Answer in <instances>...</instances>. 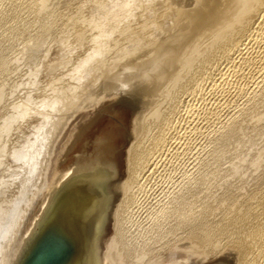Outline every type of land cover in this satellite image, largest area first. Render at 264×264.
Returning a JSON list of instances; mask_svg holds the SVG:
<instances>
[{"label": "water", "instance_id": "95a60500", "mask_svg": "<svg viewBox=\"0 0 264 264\" xmlns=\"http://www.w3.org/2000/svg\"><path fill=\"white\" fill-rule=\"evenodd\" d=\"M243 0H121L2 119L0 264H218L131 244L162 104Z\"/></svg>", "mask_w": 264, "mask_h": 264}, {"label": "rangeland", "instance_id": "374dc122", "mask_svg": "<svg viewBox=\"0 0 264 264\" xmlns=\"http://www.w3.org/2000/svg\"><path fill=\"white\" fill-rule=\"evenodd\" d=\"M7 1L2 0V4H0V10L2 9L3 11V9L8 6V4L10 5V3ZM109 1L110 0H47L33 12L30 7L29 10L24 8V6H27L28 9V5L31 4L30 2H32V0H18L15 1L14 4L12 3V7L15 6L18 8L20 5L21 8L19 7L18 9L20 10L23 8L25 10L22 11V9L20 11L23 16L20 15L18 17L21 18V20L17 18V23H23V21L26 22L28 18L30 19V16H33V20L32 22L28 21L29 19L27 20L29 22L28 29L26 28L27 30L22 32L24 35L21 33V35L24 37L20 35V29L16 28L13 30L15 32L18 31L16 35L12 34L13 36H7L4 39V43H6L4 45L5 54L7 53L6 55L12 59L8 69L10 71H6V83H3V85L7 87L2 86V88H4L7 92L6 93L5 90L3 91L4 97L6 99L7 97L9 98L7 100L5 99V102L8 101L7 103L10 104L9 110L11 108V112L13 109L12 107L17 105L16 102L19 100H24V98L30 95V93L36 89L37 86L42 83L44 79L52 73V71L55 70V68H57L65 59H67L77 47L85 42L89 35L97 30L98 27H100L108 17H110L108 16L102 20V14L100 13L102 12V7H104L103 5ZM113 1L114 4L121 2L120 0ZM97 8H100V10ZM96 10L100 16L95 12ZM77 13L79 14L77 15ZM74 15L75 17H73ZM75 18H77L78 22L74 21L76 20ZM97 20H101L103 22H98ZM4 21L5 20H3V22ZM3 22L0 21V25L2 24L0 26V33L3 29L5 31L7 27L10 29L12 26L13 29L16 21H9V23L5 21L4 24ZM46 24L49 25L48 27L50 28L44 32L42 36V44L39 45L38 48L36 46L29 51L21 53L20 46L22 45V41H24L25 36L27 37L28 35L34 34L38 29L42 31L44 29L43 26ZM71 25L74 27H71L72 30L70 29ZM77 28H80L84 33L81 31L82 34H79V32V36H77L78 34L75 35L76 32L80 30H77ZM18 35L20 36L17 37ZM21 37L24 39L22 40ZM33 58L36 60L34 64H37L35 67H30V69H28V64ZM263 61L264 60L259 62L262 65V68L257 69L259 70L258 72H256L257 70L255 69V73L253 72L251 75H249L250 77L245 76L244 78L242 75L244 80H242V78L240 79L241 76L238 77L236 74L230 73V70L228 72V75L230 76H227L228 79L226 78L228 82L225 81L224 85L226 89L223 87L221 90L222 93L219 91H210L207 88L208 83L205 81L201 82L199 80H197L199 83L196 81L198 84H195V86L197 85V88L193 87V90L194 88L196 90H194L195 93H192V91H190V94L189 92L184 93V96L181 97V101L177 106L178 108H176L177 111L174 113L175 122H173L174 128H172V130H174L173 132L171 130V139L168 140L171 142H167L166 148L164 147L162 150H160V153L159 151L153 153L154 156L152 155V159H149V170L146 172L147 180L145 179L142 193L143 196H141L140 200V203L142 202L144 206L142 203L141 205L139 203L140 211L138 210V213L140 212V215L138 219L142 217V214V218H144L146 214L151 212V210L154 208H159L161 204L157 203H165L163 202L165 201V198L167 202V196L169 194L172 195V193H176L177 190L179 191V189L181 190L185 188V186L191 187L192 182L193 186L198 189L197 192H200V190L201 192H205V190L212 189L217 191V193L221 192V194H227L226 191L240 193L243 191L254 192L258 187L264 189ZM38 62L41 65L38 64ZM240 85L243 89H241ZM195 110L197 112H195ZM254 110L255 112H253ZM257 112L260 117L257 115ZM231 124L234 125L232 126ZM226 176L229 177V180L224 183L223 181ZM198 178H202L201 181H198ZM203 178L206 179L204 180ZM194 181L197 182L195 183ZM201 182H203L204 185ZM205 184L209 185L210 188ZM253 184L256 187H254ZM262 185L263 187H261ZM201 187L205 189L203 190ZM206 187L208 189H206ZM218 188H221L220 191ZM164 193H166V196H163ZM215 193L216 192H214V194ZM217 193L215 194L216 196H212H215L216 198H211L210 201H208H217L216 199H219ZM146 197L149 198L147 199ZM156 200L158 201L156 202ZM147 204L149 205L145 208ZM153 204L155 206H153ZM142 211H146V214Z\"/></svg>", "mask_w": 264, "mask_h": 264}, {"label": "bare ground", "instance_id": "6f19581e", "mask_svg": "<svg viewBox=\"0 0 264 264\" xmlns=\"http://www.w3.org/2000/svg\"><path fill=\"white\" fill-rule=\"evenodd\" d=\"M15 1H18V0H8L7 2L10 3V5L8 3L7 4L10 7L7 6L5 9H3V11L2 9L0 10V21L3 22V20H5L8 23L9 21L11 22L16 21L13 26V29L10 24L11 26L10 29H8L7 27V29H5L4 31V29L2 28L3 30L0 33V82H1L2 119H4L9 114V112H11L10 111L11 108L9 110L10 104L7 103L8 101L5 102L6 98L4 97V92H3L5 89L2 88V86H5L3 85V83H6L5 81L7 80L6 71H10L8 69L10 67L9 66L11 63L10 61L12 59L11 57L6 55L7 53L5 54L4 45L6 43H4V39L7 36H10L12 34L16 35L18 31L17 32L13 31L16 28L20 29V35H21L22 32L28 29V25H29L28 21L32 22L33 20L32 19L33 16H30V19L29 18H28L29 20L27 19L28 21L27 20L26 22L23 21V23L18 22L19 24L17 23V18L20 15L23 16V14L20 13V11L23 8L19 10L18 8L20 7V5L18 8L15 7L14 5H13L14 7H12V3L14 4ZM46 1L45 0H32V2H30L31 4L28 5V9H27V6H24V8L26 10H29V7H30L33 12L40 5H42L43 2H46ZM119 3L114 4V1L110 0L109 2H106L105 5H103L104 7L101 6L102 12L100 13L102 14L101 15L102 20H104V18H107L108 16H111L114 12H116L117 11L116 9L118 8ZM0 4H2V0H0ZM97 9L100 10V8H97ZM22 11H25V10L23 9ZM95 12L97 13V10ZM78 14L79 13H77V15ZM73 17H75V15ZM18 19L21 20V18H18ZM75 19L76 20L74 21H77V18ZM98 22H103V21L100 20ZM72 25L70 26L71 30L72 28H74L72 27ZM48 26L49 25L47 24L44 25L43 26L44 29L42 28L43 29L42 31L38 29L37 32H35L34 34L28 35L27 37L25 36V39L21 37L22 40L24 39V41L21 40L22 45L20 46V52L24 53L26 51H29L35 48L36 46L38 48V46L42 44V36L44 32L48 28H50ZM80 28H77V30H79ZM75 30H76V27H75ZM81 31L82 30L80 29L78 32H76L75 35H77L79 32H80L79 34H82ZM22 34L24 35V33ZM79 34L77 36H79ZM20 35H18L17 37H19ZM262 60H264V0H243L238 5V9L230 16V18L226 21L222 29L214 36V39L209 43V45L202 52L199 58L190 67L191 69L183 76V78L180 80L178 85L167 96L165 102L162 104L161 110L159 113L160 114L159 120H158L157 127H156L155 137H154L153 144H152L153 147H152L150 158L152 157L153 153L157 151H159L160 153V150H162L164 147L166 148L167 142H171L168 140L171 139L170 138L171 130L172 128H174L173 122H175L174 113L175 111H177L176 108H178L177 106L180 103L181 97L184 96L185 92L186 93L189 92V94H190V91H192V93L194 92L195 88L193 90V87H196L197 85L195 86V84L199 83L197 80L201 82L203 81L207 82L208 83L207 88L210 91L221 92L223 87L224 89H226L224 85H225V81H227L228 77L230 76L228 75L229 74L228 72L230 70L232 71V72L230 71V73H234L238 77L241 76L240 79L242 78V80H244L245 76H249L257 69L262 68V65L259 63ZM35 62L36 60L33 58L31 62H29L28 64V67H29L28 69H30V67H35V65L37 64V63L34 64ZM38 64L40 63L38 62ZM258 71L259 70H257L256 72ZM34 72H37V71H34ZM242 75L244 76V78L242 77ZM196 81L198 83H196ZM241 89H243L242 86H241ZM7 99L9 98L7 97ZM21 101L23 100H19L18 102H16L17 105H15L14 107H12L14 104L11 106L13 108L12 111L15 109V107H17L20 104ZM195 112L197 111L195 110ZM253 112H255V110ZM257 115H258V112H257ZM148 170L149 169H147V171ZM228 176L224 178V181L222 180L224 183L227 182V180H229ZM201 179L198 178V181H201ZM194 182L196 183L197 181H194ZM192 183L191 185L193 186ZM201 183L204 185L203 182ZM205 185L209 187V185L207 184ZM192 186L191 187L185 186V188L181 190L179 189V191L177 190L176 193L174 194L172 193V195L169 194L170 196L169 195L167 196L168 198L167 202H166V198L164 197L165 201L163 202L165 203L163 204L157 203V204H161V206H159V208L157 209L153 207L155 206L153 204V206L151 207H153L154 209L151 210V212H149L148 214L145 213L147 209L145 212L142 211L143 213L146 214L144 218H142L143 214L141 212L142 217L138 219L140 215L139 214L140 212H139L137 214L136 220L137 219L138 220L136 221V225L133 231V235H132L133 238H132L131 244H137V245L143 244V245H149V246L156 245V246H162V247H168V248L175 247V248H181V249L187 248V249H195V250H199V249L207 250L212 253L214 259H216L218 264H260V263L264 264V189H261L258 187L254 192H249L246 190H245L246 192L243 191L240 193L226 191L227 194H224V193L221 194V192L217 193V191L208 189L207 187L206 189L208 190H205V192L203 191L201 192V190L200 192H197L198 189H196L195 186L193 187ZM254 187L256 186L254 185ZM261 187H263V185ZM214 192L217 193V195L219 196L217 197L219 199H216L217 201L212 200V202H209L211 198H214L216 196L215 195L216 193L214 194ZM165 194L166 193H164V195L163 194L161 195L166 196ZM213 195L215 196L212 197ZM158 200H156V202ZM149 204H147L145 208ZM142 205L144 206L143 203Z\"/></svg>", "mask_w": 264, "mask_h": 264}]
</instances>
